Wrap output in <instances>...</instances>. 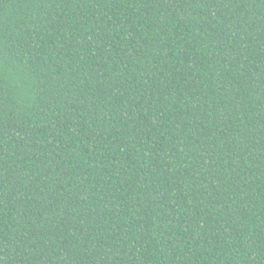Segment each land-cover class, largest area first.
Masks as SVG:
<instances>
[{"label":"trees","instance_id":"1","mask_svg":"<svg viewBox=\"0 0 264 264\" xmlns=\"http://www.w3.org/2000/svg\"><path fill=\"white\" fill-rule=\"evenodd\" d=\"M0 264H264V0H0Z\"/></svg>","mask_w":264,"mask_h":264}]
</instances>
